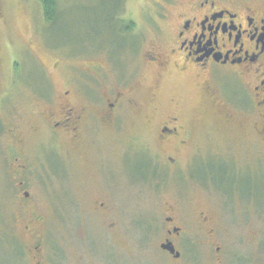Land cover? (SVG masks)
<instances>
[{
  "label": "rangeland",
  "instance_id": "1",
  "mask_svg": "<svg viewBox=\"0 0 264 264\" xmlns=\"http://www.w3.org/2000/svg\"><path fill=\"white\" fill-rule=\"evenodd\" d=\"M103 1L58 0V18L49 22L38 0H0V264H32L37 246L47 264H59L62 257L66 264H97L102 255L92 253L90 236L109 237L112 221L124 229L116 232L128 247L113 244L111 250L134 251L130 242H136L140 230L131 226L133 221L161 220L166 206L175 202L189 212L190 224L203 206L216 214L220 234H238L221 238L229 260L235 252L242 257L252 252L249 264H264V221L256 212L248 218L250 210L238 196L226 200L219 193H181L180 179L163 163L167 150L158 140L159 122L175 99L186 118H198L200 95L190 78L173 73L157 87L159 75L147 66L146 56L166 48L165 34L173 32L170 21L189 0ZM117 18L139 21L127 34L138 39L136 53L126 50L119 58L125 79L108 53V46L112 56L122 46ZM105 26L111 40L106 33L98 35ZM111 88L130 91L141 106L139 112L123 113L119 126L96 120L100 109L92 105L93 97ZM68 90L71 103L88 109L84 126H94L79 146L55 134L44 120L49 108L58 109L65 101ZM187 127L195 132V147L180 158L181 167L193 154L242 161L264 147L253 126H219L214 120L212 126ZM252 130L254 135H248ZM146 161L151 169L161 166L158 177L152 178L150 170L142 179L136 176ZM158 239L152 234L150 244ZM216 247L209 246L207 264H213ZM127 262L134 260L128 257Z\"/></svg>",
  "mask_w": 264,
  "mask_h": 264
},
{
  "label": "flooded vegetation",
  "instance_id": "2",
  "mask_svg": "<svg viewBox=\"0 0 264 264\" xmlns=\"http://www.w3.org/2000/svg\"><path fill=\"white\" fill-rule=\"evenodd\" d=\"M183 9L170 21L173 32L165 34L166 48L153 49L146 56L147 66L155 69L159 75L157 87L161 86L164 75L173 73L190 78L200 95L198 118L193 114L186 118L179 108L181 102L175 99L173 104L170 103L167 115L159 122L158 140L168 155L164 157L163 163L169 167V173L180 179L183 188L177 189L181 193H219L226 200L229 197L238 199V196L241 204L250 210L247 217L255 211L263 222L264 147L242 161L235 157H229V160L225 156L203 157L193 154L181 167L180 158L195 147L191 140L195 132L187 126H212L214 120L218 121L219 126H253L264 143V3L247 0H189ZM137 22L135 19L128 21L117 18V38L122 46L112 56L114 51L107 45L113 64L121 69L122 79L129 77L125 64L119 58L122 53L125 55L126 50L136 53L138 39L127 34ZM128 42H133L135 47L130 49ZM70 94L69 90L64 92L65 101L58 103V109L49 108L44 114V120L55 134H64L79 146L94 126H84L88 109L71 103L68 100ZM130 96V91L111 88L100 98L93 97L92 105L100 109V117L96 120L106 126H119L123 113L139 112L141 106ZM37 127V131H40L41 127ZM248 135H254L253 130ZM150 163L148 165L147 161L144 162L141 168L143 172L141 175L136 174L139 179L144 178L149 170L152 178L159 176L161 166L154 165L151 169ZM176 203L166 206L161 220L154 217L133 221L131 226L140 230L138 242L129 241L136 248L134 251H120L121 248L111 250L113 244H116L114 247H128L123 245L117 233L122 234L124 229L113 221L107 228L109 237L104 238L93 232L90 248L92 253L99 250L102 255V261L96 263L127 264L130 257L134 260L132 264H138V260H142V264H207L208 248L215 244L217 247L216 256H212L213 264L235 263V258H240L243 261L241 264H249L252 252L243 254V257L235 252L231 257L233 260H229L228 253L220 246L221 238L238 237V234H220L214 212L203 206L196 208V222L193 225L190 224L189 212L183 211L179 203ZM242 217L245 219L244 215ZM242 217L240 222L244 223ZM152 234L159 238L154 244H150ZM42 251L38 246L34 248L30 257L32 264H47ZM59 264H66L63 257Z\"/></svg>",
  "mask_w": 264,
  "mask_h": 264
},
{
  "label": "trees",
  "instance_id": "3",
  "mask_svg": "<svg viewBox=\"0 0 264 264\" xmlns=\"http://www.w3.org/2000/svg\"><path fill=\"white\" fill-rule=\"evenodd\" d=\"M38 1L42 5L43 11L45 13V17L48 19V21L49 22L55 21L59 15L58 0H38ZM109 1L113 2L115 0H109ZM119 1H121V3L123 2V0H119ZM103 2L105 3V0ZM102 33H106L107 38H110L108 36L106 26L98 31L99 36H103L104 34ZM117 33H118V29L116 30V34Z\"/></svg>",
  "mask_w": 264,
  "mask_h": 264
},
{
  "label": "water",
  "instance_id": "4",
  "mask_svg": "<svg viewBox=\"0 0 264 264\" xmlns=\"http://www.w3.org/2000/svg\"><path fill=\"white\" fill-rule=\"evenodd\" d=\"M29 195L28 194H26V197H28Z\"/></svg>",
  "mask_w": 264,
  "mask_h": 264
}]
</instances>
